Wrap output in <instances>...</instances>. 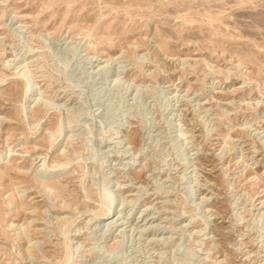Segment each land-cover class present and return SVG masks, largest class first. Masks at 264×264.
<instances>
[{"label":"rangeland","instance_id":"obj_1","mask_svg":"<svg viewBox=\"0 0 264 264\" xmlns=\"http://www.w3.org/2000/svg\"><path fill=\"white\" fill-rule=\"evenodd\" d=\"M0 81V264H264V0H0Z\"/></svg>","mask_w":264,"mask_h":264},{"label":"bare ground","instance_id":"obj_2","mask_svg":"<svg viewBox=\"0 0 264 264\" xmlns=\"http://www.w3.org/2000/svg\"><path fill=\"white\" fill-rule=\"evenodd\" d=\"M250 14V13H249ZM245 31V30H244ZM1 82V81H0ZM26 89H27V93L29 92V85H27L26 86ZM43 106V105H42ZM25 109V107H24V105H22L21 106V109H20V111H21V113L23 112V110ZM2 157V155H0V158ZM0 161H4V160H1L0 159ZM59 168H62V165H59L58 167H56V168H53L52 170H50V171H54V170H56V169H59ZM4 175V174H3ZM36 180V179H35ZM50 191V190H49ZM52 196L54 197V198H56V197H58V195L55 193V192H53V194H52ZM107 202H109V199L107 200V201H103V205L104 204H107ZM100 206H102V205H100ZM110 214V211H109V213H108V215ZM107 215V216H108Z\"/></svg>","mask_w":264,"mask_h":264}]
</instances>
